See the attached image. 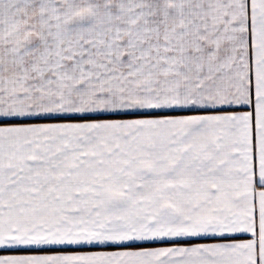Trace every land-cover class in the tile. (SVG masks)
<instances>
[{"label": "snow or ice", "instance_id": "6c2138e0", "mask_svg": "<svg viewBox=\"0 0 264 264\" xmlns=\"http://www.w3.org/2000/svg\"><path fill=\"white\" fill-rule=\"evenodd\" d=\"M0 264H264V0H0Z\"/></svg>", "mask_w": 264, "mask_h": 264}]
</instances>
